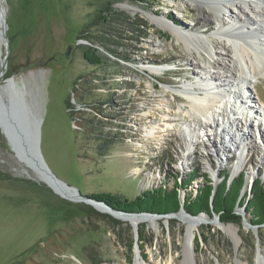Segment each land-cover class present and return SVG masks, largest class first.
<instances>
[{
  "label": "rangeland",
  "instance_id": "374dc122",
  "mask_svg": "<svg viewBox=\"0 0 264 264\" xmlns=\"http://www.w3.org/2000/svg\"><path fill=\"white\" fill-rule=\"evenodd\" d=\"M233 1L224 0L225 8H220L216 19L206 0L201 8L196 0H4L9 52L3 76L27 61L45 62L51 58L15 77L17 85L30 98H36L42 108L40 150L51 170L85 197L111 192L133 199L145 189H171L176 179L180 183L179 200L184 201L186 196L195 197L200 186L209 183L210 207L216 192L213 184L218 186L225 181L229 188L242 173L234 211L251 220L247 200L252 197L257 180L264 189V129L257 133L254 122L252 126L248 121L245 127L237 122L233 130H237L236 135L244 133V137L235 150L231 149L235 137L232 141L222 138L226 149L220 146V136L212 139V147L205 135H198L200 138L190 146L189 137L179 131L183 124L171 128L164 118L166 112L191 119L187 116L191 111L187 99L181 92L183 84L193 80V69H183L182 65L194 60L197 68L207 60L180 35L192 27L199 29L205 41L223 43V35L215 31L222 21L237 20ZM133 4L137 6L135 12L126 10ZM244 9L253 16L248 6ZM102 11L110 12L114 22L118 13L128 18L123 25L110 22L100 26ZM204 11L210 23L202 20ZM163 15L182 27L179 33L170 34L158 24ZM243 25L244 30L251 28ZM105 27L110 30L108 34ZM226 45L222 50L219 44L216 51L223 52L226 59L236 58L234 46L228 40ZM89 46L99 56L107 55L108 64H90L83 56L84 48ZM156 65L166 69L152 73L145 68ZM261 73L252 80L264 101ZM248 92L253 100L250 103L258 112V98L253 90L248 88ZM86 106L102 113L109 143L106 150L98 148L88 128L81 130L78 126L77 113L88 110ZM236 121V117L231 120ZM152 127L155 132L150 134ZM225 127L230 131L231 126ZM239 159L241 165L236 171L234 166ZM182 161L186 162L184 168ZM217 165L215 176L210 175ZM187 179L189 184L181 187ZM56 193L19 163L0 139V264H135L138 254L143 264H187L182 263L186 228L179 219L155 218L156 227L147 221L139 222L137 231L143 230L144 236L135 249L130 222L77 201L74 195ZM199 214L203 221L210 222L194 232L192 246L198 264H255L256 255L264 254V225L254 234L241 224L224 223L239 227L233 240L216 226L218 222L211 221L215 216L220 219L219 213L211 218L204 211L196 215ZM198 238L202 239L200 244Z\"/></svg>",
  "mask_w": 264,
  "mask_h": 264
},
{
  "label": "bare ground",
  "instance_id": "6f19581e",
  "mask_svg": "<svg viewBox=\"0 0 264 264\" xmlns=\"http://www.w3.org/2000/svg\"><path fill=\"white\" fill-rule=\"evenodd\" d=\"M196 2L199 8H201V5L204 3L203 0H196ZM206 2H208L209 5L207 3L206 4L208 5L214 17L217 19L219 16L220 8L224 7V0H206ZM233 2H235L234 8L238 13L236 15L237 20H229L228 22L222 21L220 23V26H218L215 31L221 32L220 35H223V43L212 40L205 41L202 38L199 29H193L192 27H190L186 32L180 35L181 38L183 36L184 40L190 43L189 45L194 44L193 46H195L196 50H198L200 54H205L207 56L206 64H199L197 68L194 67V65L196 64L194 60V62L188 60L186 63H184V65H182L183 69L185 67L193 69L190 74L193 76V78H191L193 80L195 79V81L188 80V82L183 84V91L181 92L183 97L187 99L191 111L186 112L187 116H189L191 119L186 120L178 115H172L171 113L166 112L164 113V118L167 119V126L173 128L176 124H183V126L179 128V131L181 129V134H183L184 137L186 136V138L189 137L188 141L190 143V146H193L195 144V139L200 138L198 135H205L207 141L210 142L211 147L214 146V144L211 142L212 139H217V137L219 136V142L221 143L220 146L223 147V149H226V145L223 143V139L227 137L228 139H230V141H232L233 137H235V139H233L232 141V143L234 142L232 144L234 146L231 148L232 150H235V146L239 147L241 142L240 140L244 137V133H242L241 136L238 134L236 135L235 132L237 130H233L235 129L233 128V126H236V123L240 121V123H242L244 127L246 126V123L248 125L249 123L246 122L245 119L243 120L242 114L236 116L235 114L237 113L234 109L241 108L244 110L248 109V111H253V108L250 107L249 101H247V99H249L248 97L250 96L248 88L253 90V92L257 96L258 103L263 109L264 117V101L258 96L253 84L254 82L252 80H257L260 72L264 73V70H262V68L264 69V0H234ZM259 3L261 4L260 6ZM244 6L249 7L250 13L253 16H250V14L246 13ZM136 8L137 6L133 4L128 5L126 10L135 12ZM2 9L5 12L4 4H2ZM201 14L203 15L202 20L209 21L208 13L204 11L201 12ZM157 22L158 24L164 26L170 34L175 35L180 32V29H182L181 26L172 24L170 21H168L165 15L159 18ZM208 23H210V21ZM242 23L248 24L251 28H246L247 30H244V25ZM259 36H263L262 39ZM227 40L230 45L232 44V46H234V55L236 56V58L233 56H229L228 59H226L223 56V52L216 51V48L217 46H219V44L221 45V49L225 50L227 48ZM2 52V46H0V64L2 62L3 56ZM214 55L216 57H214ZM242 64H245V66ZM145 68L152 73H157L161 70L164 71L166 69L162 65L147 66ZM219 71H221L222 73L221 76L219 74ZM170 116L173 118H171ZM234 117H236L238 121L232 123L231 120ZM262 119L263 122L259 123L257 126L255 125L254 128L258 133L260 130L264 129V118ZM225 125L231 126L229 127L230 131L227 130ZM194 129H197L196 133L194 132ZM149 132L150 134L154 133L155 127H152ZM208 152L207 156H209ZM183 161L181 164L182 168L186 167V162L183 163ZM240 165L241 159H239V161L234 166V170L238 171L240 169ZM216 167H218V165L212 167L210 175L213 174V171ZM213 175L215 176V174ZM51 185L52 188L62 196H75V192H70L65 188H62L61 186H57L55 184ZM70 199L73 200V198ZM95 206L98 209L100 208V210H107L101 205L95 204ZM200 214L196 217H186L183 212H180L179 215H176V219H179V221L183 223L186 228L182 250V263L198 264L197 258L193 252V246L191 245V242H193L192 238L194 237V232L198 228V226L208 223V221H203V216H201ZM204 215L207 216V214ZM115 216L118 219L130 222L132 225H138L139 222L147 221L151 226L156 227L158 223V219L150 216L146 217L145 215L136 217L115 214ZM219 224L220 223H218L216 226H218L227 236L234 240L235 233L238 232L239 227L231 223ZM245 228L248 229V227ZM134 263L143 264L140 260V254L135 257ZM255 264H264V254L262 252L256 255Z\"/></svg>",
  "mask_w": 264,
  "mask_h": 264
},
{
  "label": "water",
  "instance_id": "95a60500",
  "mask_svg": "<svg viewBox=\"0 0 264 264\" xmlns=\"http://www.w3.org/2000/svg\"><path fill=\"white\" fill-rule=\"evenodd\" d=\"M4 0H0V46H3L2 62L0 64V133L3 135L8 147L12 151L16 160L30 168L34 175L42 182H44L54 193V189L51 184L61 186L65 189H73L75 191V200L83 201L93 208L98 209L95 204L101 205L107 210H100L106 212L117 218L115 214H121L126 216H150L154 218L176 219V215L179 212H183L189 217H196L185 211L184 201H180L179 209L176 212L171 213H154V212H127L117 210L106 204L103 201L97 200L92 197H85L79 193L77 187L67 184L64 180L59 178L47 164L42 152L40 150V128L42 124L41 106L36 98H30L27 91L23 89L21 85H17L15 77L21 74L23 71L30 67L42 66L51 61V58L45 62L40 60L27 61L24 64L19 65L16 69L12 70L7 76H3L7 67V55H8V38L6 35V21L5 12L2 9ZM70 47L66 49L65 57H69ZM208 173V171H207ZM217 185L213 184V192H215ZM57 194V193H56ZM61 197V196H60ZM213 197L211 200V212L206 213L209 218L215 215L213 210ZM236 215L240 217V224L244 227H248L256 234L258 224H251L239 211H234ZM118 219V218H117ZM211 221H216L220 224H224L218 216H215ZM210 221H208L209 223ZM264 225V224H262ZM134 232L133 244L137 249L138 231L137 225H132ZM194 238H192L193 241ZM192 243V242H191ZM192 245V244H191ZM192 252V248H191Z\"/></svg>",
  "mask_w": 264,
  "mask_h": 264
},
{
  "label": "trees",
  "instance_id": "16d2710c",
  "mask_svg": "<svg viewBox=\"0 0 264 264\" xmlns=\"http://www.w3.org/2000/svg\"><path fill=\"white\" fill-rule=\"evenodd\" d=\"M134 2H147L148 0H131ZM154 1V0H153ZM122 14V13H121ZM111 13L104 11L99 14V24L100 26L104 25L105 23H117V24H124L127 21V16H122L118 13L117 21L110 20ZM112 25V24H110ZM106 33L108 34L110 30L108 27H105ZM99 38V36H98ZM84 58L93 65L99 64H108V56L107 55H100L93 47H86L83 50ZM88 105V104H86ZM88 110H83L78 114V126L81 130L84 128L89 129V134L95 139L97 142L98 148L100 150L108 149V142L106 141L105 136V125L103 123L102 113L100 110L95 109L92 110L88 106H86ZM95 114V115H94ZM99 116V119H97ZM75 118V115H74ZM82 121V123L80 122ZM0 139L4 142L5 139L3 135L0 133ZM225 176L227 173L224 172ZM193 173L189 178L193 177ZM204 178V176H203ZM14 180V179H13ZM16 180V179H15ZM189 180L187 179L181 183V187H184L187 183L189 184ZM243 182V174L241 173L236 179L232 182V184L227 188V183L225 181L221 182L217 188L214 195L213 203V210L216 213H219L220 220L224 223L227 222H234L240 224V217L234 213L235 203L237 201V197L239 195V191ZM28 185L34 186L35 183L27 182ZM179 181L177 182L176 179L172 185L171 189H166L157 187L155 189H145L140 192V194L136 195L133 199H129L127 197H120L117 194H113L111 192H96L91 193L90 196L97 200L103 201L106 204L110 205L114 209L127 211V212H154V213H171L176 212L180 206V200L178 196V188H179ZM44 190H47L45 186L41 187ZM212 192V186L209 183L203 184L198 189L197 194L195 197L186 196L184 200V209L186 212L196 215L199 212L209 213L211 212L210 207V196ZM246 210L251 212L253 218L249 220L251 224H258L261 225L264 223V189L261 186L260 182L257 180L252 189V197L247 200L246 203ZM172 220V219H171ZM143 230L138 231V241L143 240ZM202 239H197V244L201 242ZM130 250H132V242L129 244Z\"/></svg>",
  "mask_w": 264,
  "mask_h": 264
},
{
  "label": "built area",
  "instance_id": "2783aa9c",
  "mask_svg": "<svg viewBox=\"0 0 264 264\" xmlns=\"http://www.w3.org/2000/svg\"><path fill=\"white\" fill-rule=\"evenodd\" d=\"M252 108H254V105H252ZM256 108L258 109V106H257V105H256ZM255 110H256V109H254L253 112H255L254 116H255L256 118H254V120H253V119H246V118H245V120H247V122H248V121H251V122L253 121V122L255 123V125L257 126V125L259 124V123H257V122H258L259 115L261 116V115L263 114V111H262V109H261V110L258 109V110H257L258 112H256ZM243 120H244V119H243ZM253 122H252V123H253ZM251 125L253 126L254 124H251ZM255 125H254L253 127H255ZM256 131H257V130H256ZM257 133H258V132H257Z\"/></svg>",
  "mask_w": 264,
  "mask_h": 264
}]
</instances>
